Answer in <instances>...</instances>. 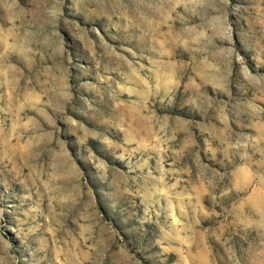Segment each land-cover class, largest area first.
<instances>
[{"label":"rangeland","instance_id":"obj_1","mask_svg":"<svg viewBox=\"0 0 264 264\" xmlns=\"http://www.w3.org/2000/svg\"><path fill=\"white\" fill-rule=\"evenodd\" d=\"M0 264H264V0H0Z\"/></svg>","mask_w":264,"mask_h":264}]
</instances>
